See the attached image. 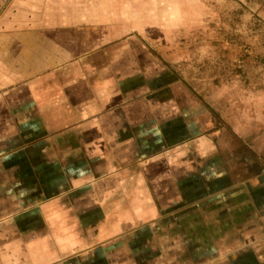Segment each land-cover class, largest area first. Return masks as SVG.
Wrapping results in <instances>:
<instances>
[{
  "label": "crops",
  "instance_id": "0c3cea01",
  "mask_svg": "<svg viewBox=\"0 0 264 264\" xmlns=\"http://www.w3.org/2000/svg\"><path fill=\"white\" fill-rule=\"evenodd\" d=\"M139 7L2 12L0 264H264V183L223 186L226 159L212 164L157 73L110 46L118 28L143 29Z\"/></svg>",
  "mask_w": 264,
  "mask_h": 264
},
{
  "label": "rangeland",
  "instance_id": "374dc122",
  "mask_svg": "<svg viewBox=\"0 0 264 264\" xmlns=\"http://www.w3.org/2000/svg\"><path fill=\"white\" fill-rule=\"evenodd\" d=\"M10 1L0 0V16ZM131 1L146 24L118 28L111 48L157 73L159 92L214 145L212 164L226 159L223 186L245 177L239 188L257 192L264 161L249 159H264V0Z\"/></svg>",
  "mask_w": 264,
  "mask_h": 264
},
{
  "label": "trees",
  "instance_id": "16d2710c",
  "mask_svg": "<svg viewBox=\"0 0 264 264\" xmlns=\"http://www.w3.org/2000/svg\"><path fill=\"white\" fill-rule=\"evenodd\" d=\"M264 54V53H263Z\"/></svg>",
  "mask_w": 264,
  "mask_h": 264
}]
</instances>
